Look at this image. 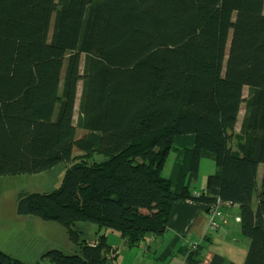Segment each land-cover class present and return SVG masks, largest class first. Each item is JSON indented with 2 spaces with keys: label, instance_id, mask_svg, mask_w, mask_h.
<instances>
[{
  "label": "trees",
  "instance_id": "trees-1",
  "mask_svg": "<svg viewBox=\"0 0 264 264\" xmlns=\"http://www.w3.org/2000/svg\"><path fill=\"white\" fill-rule=\"evenodd\" d=\"M206 155L216 171L196 195L186 178ZM61 162L57 189L17 203L67 228L76 250L45 251L52 264H112L105 230L137 245L181 199L237 205L243 264H264V0H0V176ZM0 264L26 263L0 249Z\"/></svg>",
  "mask_w": 264,
  "mask_h": 264
},
{
  "label": "crops",
  "instance_id": "crops-1",
  "mask_svg": "<svg viewBox=\"0 0 264 264\" xmlns=\"http://www.w3.org/2000/svg\"><path fill=\"white\" fill-rule=\"evenodd\" d=\"M203 157L214 161L212 156ZM201 159L198 172L186 178V185L192 193L205 188L206 175H198ZM197 184L198 188L195 187ZM218 211V215L213 216L201 202L178 200L173 204L166 230L159 235L148 234L144 241L134 246H129L117 232L105 230L107 243L117 247L112 264H243L249 239L241 234L238 206L222 203ZM211 218L217 225L214 229L208 227ZM191 244L200 247L195 263L182 253L184 248L190 249Z\"/></svg>",
  "mask_w": 264,
  "mask_h": 264
},
{
  "label": "rangeland",
  "instance_id": "rangeland-1",
  "mask_svg": "<svg viewBox=\"0 0 264 264\" xmlns=\"http://www.w3.org/2000/svg\"><path fill=\"white\" fill-rule=\"evenodd\" d=\"M83 56L82 54L81 57L83 58ZM80 91L81 81L77 87V98L74 107L75 121L78 114ZM243 93L244 96L247 94L246 87ZM242 115L243 109L241 108L236 130L239 127ZM86 132L85 129H77L78 136H82ZM77 154H80V152L74 149L73 155ZM174 156V152L170 151L162 170V175L165 177H168L171 173ZM102 158L103 156L100 155V159ZM67 167L68 163L61 162L41 172L0 176V249L3 252L13 258L22 260L26 264H52L46 258H42L43 253L49 249L56 248L66 253L75 252L76 248L72 244L65 226L54 220H44L33 215H21L17 212L20 192L47 193L57 189L63 181ZM215 170L216 163L212 158L203 157L201 159V168L198 175H206L207 178ZM258 171V179L260 180L263 164H259ZM195 187L198 188L199 184ZM199 193L193 194L197 195ZM76 225L81 238L87 242L95 239L99 233L97 226L91 222L80 220L77 221ZM96 241L97 238L89 243L95 244ZM193 245L191 244V246Z\"/></svg>",
  "mask_w": 264,
  "mask_h": 264
},
{
  "label": "built area",
  "instance_id": "built-area-1",
  "mask_svg": "<svg viewBox=\"0 0 264 264\" xmlns=\"http://www.w3.org/2000/svg\"><path fill=\"white\" fill-rule=\"evenodd\" d=\"M223 202H221L220 200H217L216 203H213L209 206V210L211 211L212 215H218V207L222 204ZM209 228L214 229L216 227V222L214 218H211L210 222H209ZM197 244H194L192 247V249H194L196 247Z\"/></svg>",
  "mask_w": 264,
  "mask_h": 264
}]
</instances>
